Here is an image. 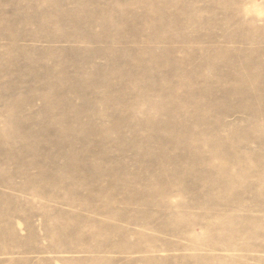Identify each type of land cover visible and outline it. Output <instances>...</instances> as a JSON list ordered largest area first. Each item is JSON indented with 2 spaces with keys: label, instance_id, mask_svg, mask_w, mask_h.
Listing matches in <instances>:
<instances>
[{
  "label": "rangeland",
  "instance_id": "rangeland-1",
  "mask_svg": "<svg viewBox=\"0 0 264 264\" xmlns=\"http://www.w3.org/2000/svg\"><path fill=\"white\" fill-rule=\"evenodd\" d=\"M0 264H264V0H0Z\"/></svg>",
  "mask_w": 264,
  "mask_h": 264
}]
</instances>
